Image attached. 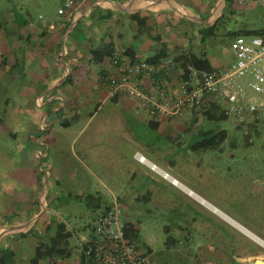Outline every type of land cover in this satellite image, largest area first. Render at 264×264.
<instances>
[{
  "label": "crops",
  "instance_id": "crops-1",
  "mask_svg": "<svg viewBox=\"0 0 264 264\" xmlns=\"http://www.w3.org/2000/svg\"><path fill=\"white\" fill-rule=\"evenodd\" d=\"M75 2L72 9L60 14L64 17L58 23L42 18L39 23H33L32 17L28 16L29 20L16 19L6 25V29L0 24V73L9 71V79L15 78L16 74L23 76L26 80L25 95L29 98L34 95L33 105L50 110L45 126L50 132L46 142L47 157L52 155L49 166L42 170L46 176L43 174L40 179L35 177L32 168L37 166L36 162L26 166L25 185L21 187L23 190L17 189L23 191L24 199L19 204H13L6 219L0 222V264H32L39 243L56 236V221L66 224L72 238L69 256L53 261L56 264H79L78 225L69 220L61 204H55L59 194L47 185L53 178L54 169L56 175L75 176L72 169L75 170L82 162V156L89 157L90 172L102 167L121 166L117 159L122 157L129 168L126 170L125 185L130 186L132 191V185L147 189L146 184L157 187L155 183L159 181L177 189L184 200L185 236L192 238L194 234L203 240L199 252L193 253L203 256L200 264H255L258 260L264 261V209L259 211L254 208L247 214L240 211L244 207H237V203H242V199L247 202L248 199L244 198L240 186L231 184L229 172L224 177L216 170L209 172L208 169L207 173L204 168L208 166V159L218 158L217 154L212 157L210 149L196 147L199 142L187 147L182 145L187 133L194 140L209 132L202 130L207 126L208 119L204 113L210 111L209 106L186 109L181 116L174 118L153 116L147 107L128 96L109 98L106 85V76L118 78L122 74L120 67L124 62H145L158 69L155 74L158 80L165 81L176 95L182 94L188 83L182 67L179 68L181 63H175L173 57L206 60L213 69L229 67L234 62L232 58H236L233 47L236 38L243 37L248 42L256 37L264 38V23H250L254 12L262 7L254 0ZM161 52H166L167 56L155 61ZM138 84L151 98L160 100L150 76H140ZM107 107L106 121L121 134L88 138L84 144L77 146L78 137L67 135V128L73 125L70 119L79 120L84 110L86 113L89 111L88 122H91ZM210 112L217 114L216 110ZM199 124L198 137L195 130ZM137 125L157 136L151 142L137 137L132 127ZM53 127H58L61 134L51 136ZM67 143L73 149L72 160L60 158L63 145ZM129 150V154H122V151ZM189 151L196 153L198 158L194 159ZM135 152H141L149 162L168 172L178 185L162 178L148 164L136 161ZM111 181L114 186H122L120 179L112 176ZM188 191L193 192L195 197ZM256 191L262 192L264 197L261 188ZM69 197L71 201L72 196ZM116 198L120 200V197ZM101 203L88 204L92 207L99 205V213L93 221L105 211ZM170 205L177 206L174 202ZM93 226V223H87L82 228L83 236L88 237ZM33 231L38 232V238L30 239ZM51 261L38 264H49Z\"/></svg>",
  "mask_w": 264,
  "mask_h": 264
},
{
  "label": "rangeland",
  "instance_id": "rangeland-1",
  "mask_svg": "<svg viewBox=\"0 0 264 264\" xmlns=\"http://www.w3.org/2000/svg\"><path fill=\"white\" fill-rule=\"evenodd\" d=\"M64 4V0H0V24L6 29L5 26L16 19L29 20L28 16L32 17L33 23L34 21L39 23L40 18L51 23H58V20L64 17L59 14V9L64 7ZM250 23L263 25L264 10L262 8L254 12ZM232 59L233 64L236 63V58ZM7 74L10 76L9 71L0 73V222L6 219L7 212L14 206L13 204H19L18 202L24 199L21 193L23 191L17 189L25 185L26 166L34 165L36 162L37 166H32V168L35 177L40 179L41 175L46 176V172L42 173V170L52 161V155L47 157L46 142L50 132L46 131L45 126V118L50 110L33 105L34 95L30 98L25 95L26 80L23 76L16 74L15 78L9 79ZM16 107L19 108L16 110ZM108 109L109 107L91 122H88L89 111L86 113L82 110L79 120L70 119L73 125L67 128V135L71 138L78 137L77 146L84 144L88 138L120 135L116 127L108 124L104 117ZM206 123L207 126L202 130L209 131L207 136L202 133V137L191 140V135L187 133L182 145L187 147L200 142L205 137L209 138L226 131L227 138L224 142L217 148L209 150L212 157L217 154L218 158L208 159L206 161L208 166L204 168L207 173L209 169V172L216 170L218 175H224V177L229 175L232 180L231 184L240 186L244 198L248 199L247 202L242 199V203H237V207L240 205L244 207L240 211L247 214L254 208H258L259 211L263 210V193L256 190L261 188L264 192V137L247 135V128H240L239 121L234 119L206 120ZM104 126H109V128ZM132 127H134V135L145 141L151 142L153 137L157 136L152 131L147 132L140 125ZM200 129L199 124L198 129L195 130L196 136ZM17 131L15 137L14 134ZM59 131L58 127L54 128L51 136L61 134ZM217 140L219 141L220 137ZM248 141L250 144L247 146ZM70 145L69 143L63 145V154L60 156L62 160H72L73 149ZM202 152L208 151L202 150ZM129 153L130 150L122 151V154ZM189 154L194 156V159L198 158L193 151H189ZM89 161V157L82 156V162L78 163L75 170L72 169L75 176L56 175L55 169L52 170L53 178L47 185V188L59 194V200H56L55 204H61L69 220L78 225V236L80 237L78 242L85 237L82 228L89 222L94 224L93 218L100 210L88 205L87 197L93 195L96 198L92 203L102 202V209L114 199L116 200V197H120L124 205L122 217L128 223L137 225V234L132 237L131 241L154 264H200L203 256L193 253L199 252L203 240L194 234L192 238L185 236L186 233L183 230L184 200L179 196L177 189L165 181H159L155 183L157 187L146 184L147 189L132 185L134 190L132 191L130 186L125 185L129 168L125 166L122 157L117 159V163L121 166L92 169V173L88 169ZM112 176L117 180L120 179L122 186L118 184L114 186V183L110 182ZM150 182L154 183L152 180ZM119 187L123 189L119 190ZM69 195L72 196L71 201ZM25 196H27L26 193ZM77 197L82 200L79 201ZM139 197L141 199L137 200ZM171 202L176 203L177 206L172 207ZM38 236V232L33 231L30 239L38 238Z\"/></svg>",
  "mask_w": 264,
  "mask_h": 264
},
{
  "label": "built area",
  "instance_id": "built-area-1",
  "mask_svg": "<svg viewBox=\"0 0 264 264\" xmlns=\"http://www.w3.org/2000/svg\"><path fill=\"white\" fill-rule=\"evenodd\" d=\"M264 9V0H254ZM75 0H67L59 14H65L75 5ZM236 63L212 73H193L190 86L182 94L176 95L163 80L155 77L158 69L145 62H124L116 78L106 76L108 97L128 96L139 105L147 107L153 116L174 118L186 109L207 105L212 101L224 104V114L237 121L264 119V38L256 37L248 42L243 37L234 41ZM160 72L162 70L160 69ZM150 76L154 90L160 100L151 98L139 84V77ZM244 80V81H243ZM134 158L145 163V157L136 152ZM153 171L160 170L153 165ZM165 179L168 173L162 172ZM123 210L117 201L102 214L94 226V237H83L78 248L92 264H154L137 245L126 238L129 223L122 217ZM56 264V263H50Z\"/></svg>",
  "mask_w": 264,
  "mask_h": 264
},
{
  "label": "trees",
  "instance_id": "trees-1",
  "mask_svg": "<svg viewBox=\"0 0 264 264\" xmlns=\"http://www.w3.org/2000/svg\"><path fill=\"white\" fill-rule=\"evenodd\" d=\"M166 54H167L166 52H161V54L159 56H156L155 61L160 60ZM173 59L175 60V63H181V66H179V68L182 67L184 79H187L186 82L188 83V87L190 86V82L192 81V75H193V73H195V71L212 73L214 71H218L219 69H221V68L213 69L208 65V62L206 60L200 61V60H196L193 57L179 56L177 58V56H174ZM207 105L209 106L210 111L216 110V112H217V114H210L211 113L210 111L204 113V115H206V118L209 121H216V120H220V119H230L223 112V110H224V104L223 103H221V102L218 103L217 101H212V102L208 103ZM239 123H240V128H247V132H246L247 135L253 134L258 138L264 137V119L263 120H253V119L252 120H245V121H239ZM208 133L209 132H207V133L205 132L204 135L207 136ZM218 137H220V140H219L220 143L217 140ZM225 138H227V132L222 131L219 134H216L212 137H209V138L205 137L202 141L197 143L195 146L200 147L202 149H208V150L214 149V148H217V146L219 144L224 142ZM249 144H250V142L247 144V146ZM77 198L79 199V201L82 200L80 197H77ZM86 200L90 204H94L92 202L95 201L96 198L93 195H90L87 197ZM120 205H121V207L123 206L121 201H120ZM94 207L97 209V207H99V205L94 206ZM108 208L109 207L106 206L104 208L105 211ZM105 211H104V213H105ZM55 224L57 226L56 236L48 238V239L41 241L39 243V245L37 246V249L35 251V256L33 258L32 264H38L41 261H45V260H52L51 262H54L58 258L69 256V254H70L69 242H70V239L72 238V234L67 231L66 224L58 223L57 221L55 222ZM137 231H138L137 225L133 224V223H129V228L126 232V238L131 241L132 237L136 236ZM88 237L89 238L94 237V227H93L92 233ZM90 262H92V261L88 257H86L83 252H81L79 264H92Z\"/></svg>",
  "mask_w": 264,
  "mask_h": 264
},
{
  "label": "clouds",
  "instance_id": "clouds-1",
  "mask_svg": "<svg viewBox=\"0 0 264 264\" xmlns=\"http://www.w3.org/2000/svg\"><path fill=\"white\" fill-rule=\"evenodd\" d=\"M135 153H136V152H135ZM140 153H141V152H140ZM141 154H142V153H141ZM142 155H143V154H142ZM143 156H144V155H143ZM144 157H145V156H144ZM134 159H135V158H134ZM145 159H146V162H145V163H141V164H146V165L148 164L151 170H152L151 167H152L153 165H155L160 171H159V172L154 171V172H156V173L159 174L160 176H162V175H161L162 172L168 173V172L162 170V169H161L160 167H158L156 164H153V163L149 162V160H148L146 157H145ZM135 160H136V159H135ZM136 161H137V160H136ZM138 162H139V161H138ZM139 163H140V162H139ZM152 171H153V170H152ZM168 174H169V173H168ZM169 176H170V179H165V178H164V179L170 181V182H171L172 184H174V185H178V182H177L176 180H174L170 174H169ZM162 178H163V176H162ZM114 201H117V202L120 204V200H114ZM114 201H113V202H114ZM113 202L110 204V206L113 204ZM110 206H109V208H110ZM120 206H121V205H120ZM109 208H108V209H109ZM121 208H122V210H123L124 206H122ZM108 209H107V210H108ZM107 210H106V211H107ZM106 211H105V212H106ZM103 214H104V213H103ZM100 216H101V215H100ZM100 216H99V217H100ZM99 217H98V218H99ZM98 218H97V220H98ZM97 220L95 221V223L97 222ZM95 223H94V226H95ZM94 226H93V227H94ZM77 245H78V244H77ZM51 263H55V262H51ZM49 264H50V263H49Z\"/></svg>",
  "mask_w": 264,
  "mask_h": 264
},
{
  "label": "bare ground",
  "instance_id": "bare-ground-1",
  "mask_svg": "<svg viewBox=\"0 0 264 264\" xmlns=\"http://www.w3.org/2000/svg\"><path fill=\"white\" fill-rule=\"evenodd\" d=\"M190 194L194 195L193 192L188 191ZM195 197V195H194ZM198 200H201L198 196L196 197ZM205 205H207L209 208L213 209L211 205H209L208 203H205ZM245 230V229H244Z\"/></svg>",
  "mask_w": 264,
  "mask_h": 264
},
{
  "label": "water",
  "instance_id": "water-1",
  "mask_svg": "<svg viewBox=\"0 0 264 264\" xmlns=\"http://www.w3.org/2000/svg\"><path fill=\"white\" fill-rule=\"evenodd\" d=\"M261 263V264H264V261H260V260H258L255 264H257V263Z\"/></svg>",
  "mask_w": 264,
  "mask_h": 264
}]
</instances>
